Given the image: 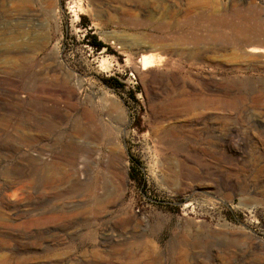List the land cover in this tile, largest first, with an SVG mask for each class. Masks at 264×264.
Here are the masks:
<instances>
[{"label": "rangeland", "instance_id": "rangeland-1", "mask_svg": "<svg viewBox=\"0 0 264 264\" xmlns=\"http://www.w3.org/2000/svg\"><path fill=\"white\" fill-rule=\"evenodd\" d=\"M259 19L0 0V264H264V55L232 47Z\"/></svg>", "mask_w": 264, "mask_h": 264}, {"label": "bare ground", "instance_id": "bare-ground-1", "mask_svg": "<svg viewBox=\"0 0 264 264\" xmlns=\"http://www.w3.org/2000/svg\"><path fill=\"white\" fill-rule=\"evenodd\" d=\"M200 4V3H199ZM240 11V10H239ZM215 15V14H214ZM214 15H212V18H214L213 16ZM226 15V14H225ZM224 15V16H225ZM228 17V16H227ZM215 19V18H214ZM216 19H218L217 17H216ZM213 20V19H212ZM260 20V19H259ZM258 20V21H259ZM264 20V19H263ZM261 21V24H257L256 26L254 25V26H252L251 24H249V25H251L250 27H248V26H246L245 28H239L238 26H236L235 27V29H234V34L237 36V42L235 43V44H233V43H231V44H233L232 45V47H234V48H241L242 50H245V52L246 53H248V54H263L264 55V50H263V47H264V23H263V25H262V20H260ZM259 21V22H260ZM212 23H213V21H211ZM240 22V21H239ZM258 22V23H259ZM211 23V24H212ZM223 23V22H222ZM242 23V22H241ZM246 23V22H245ZM209 24H210V22H209ZM215 24V23H214ZM216 24H217V22H216ZM215 24V25H216ZM225 23H223V25H224ZM235 24H237V22L235 23ZM244 24V23H243ZM256 24V23H255ZM215 25H212V27L213 26H215ZM220 25V24H219ZM229 25V24H228ZM240 25V24H239ZM242 25V24H241ZM218 26V25H217ZM222 26V25H221ZM225 26V25H224ZM235 26V25H234ZM245 26V25H244ZM211 27V28H212ZM238 27V28H237ZM215 28V27H214ZM223 28V27H222ZM221 28V29H222ZM234 28V27H233ZM218 29V28H217ZM223 29H225V27L223 28ZM226 29H228V28H226ZM225 29V30H226ZM161 31V30H160ZM231 31V30H230ZM219 32V31H218ZM222 32H223V30H222ZM213 33H215V31L213 32ZM232 33H233V31H232ZM229 34H231V32L229 33ZM228 34V35H229ZM222 35H223V33H222ZM234 35V36H235ZM218 36H220V35H218ZM230 36V35H229ZM232 36H233V34H232ZM222 37L223 36H221V40H222ZM231 38H233V37H231ZM227 39V38H226ZM233 39H235V38H233ZM224 40H225V38H224ZM222 42H223V40H222ZM225 43H227L226 42V40L224 41ZM223 42V43H224ZM229 42V41H228ZM224 43V44H225ZM230 46V45H229ZM258 46V47H257ZM260 46V47H259ZM231 47V46H230ZM231 49V48H230ZM255 56V55H254ZM257 56V55H256ZM141 62H140V64H139V69L140 70H146L147 68H149L150 67V64L152 63V59L150 58V57H145V58H143L142 60H140ZM139 69H138V72H140L139 71ZM93 109V108H92ZM85 110V109H84ZM87 110H89V109H87ZM91 111V110H90ZM96 111V110H95ZM84 113V112H83ZM93 113H91L90 114V112H88V111H86L84 114H82V116L84 117V118H87V121H90L91 123L96 119V117H95V119H94V115H92ZM82 117V118H83ZM93 118V119H92ZM99 118V117H98ZM76 119H77V117H76ZM91 119L93 120V121H91ZM81 120V119H80ZM84 120V119H83ZM82 120V121H83ZM100 121H104V120H102V119H100ZM90 122H89V125H90ZM76 123H77V121H76ZM80 123V122H79ZM94 123V125H95V122H93ZM80 125V124H79ZM83 125H84V122H83ZM83 125H81V126H83ZM85 125H86V123H85ZM88 125V124H87ZM83 126V127H80L79 126V128H76L75 129V131L73 130V132L74 133H77L78 135L80 134V135H82V134H84V133H97V132H91V128H90V126ZM100 126V125H99ZM78 127V126H77ZM101 127V126H100ZM99 127V128H100ZM93 129H94V127H92ZM98 127L96 128V129H99ZM95 129V130H96ZM101 129V128H100ZM99 129V130H100ZM102 130V129H101ZM12 180V179H11Z\"/></svg>", "mask_w": 264, "mask_h": 264}, {"label": "trees", "instance_id": "trees-1", "mask_svg": "<svg viewBox=\"0 0 264 264\" xmlns=\"http://www.w3.org/2000/svg\"><path fill=\"white\" fill-rule=\"evenodd\" d=\"M95 48L97 49V50H101L102 48H104L105 47V45H103L102 43H96L95 45Z\"/></svg>", "mask_w": 264, "mask_h": 264}]
</instances>
